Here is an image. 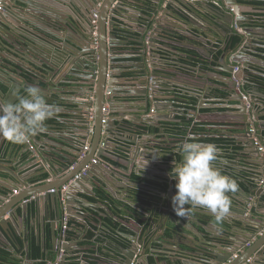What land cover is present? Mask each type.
<instances>
[{
  "label": "water",
  "instance_id": "1",
  "mask_svg": "<svg viewBox=\"0 0 264 264\" xmlns=\"http://www.w3.org/2000/svg\"><path fill=\"white\" fill-rule=\"evenodd\" d=\"M214 1L220 0H0V45H3L4 42L9 46H16L22 59L26 61L25 64L33 65V67H42L57 72L68 66L71 76L79 77L85 81L88 87L91 86L88 89L91 90L89 93H81L84 96H82V102L79 105L81 113L88 115L84 116L87 129L86 134L82 135L84 139L76 138V145L73 144L72 149L50 150L48 153L39 150L41 158L33 154V158L37 160V173L35 175H47L46 178L32 183L29 181L31 176L28 172L17 177L15 172L7 168L8 163L0 161L4 170L18 180L15 182L12 178L4 179L8 183H13V187L6 185L12 192L0 194V241H3V236L7 240V244L13 246L15 241L19 242L21 238L27 237L32 232V227L38 236L43 231L41 218L46 219L48 217L59 224L62 215L64 217V213L70 214L72 209L81 217L83 225L93 224V220H90L91 217L101 223L97 226L104 225L102 217L106 215L101 212L100 205L105 206V204L102 202L94 204L81 196L82 193L96 196V192L93 190L94 186L90 191L84 186L86 183H91L92 178H98L105 184H107L105 177L109 176V173L119 180L125 181L126 179L129 185L126 194L129 193V187L146 189L158 194L163 193L162 187L128 179L118 172L110 170L108 165L102 161L107 157L106 152L111 151L113 153L118 148V145H114L110 150L111 143L108 146L105 143L106 147L101 148L100 145L105 138L108 142L118 140L121 143L131 144L128 148V155L132 161L141 156L158 158L157 153L150 151H146V155L141 154V148H144L145 141L142 140L143 137H137V134L141 133L140 126L145 122H151L154 116H145L138 121L133 119V123H130L124 116L121 118L112 117L113 112L118 113L116 109L118 93L130 92L118 88L120 82H115L120 79V74L116 72L118 66L115 67V65L125 56L116 55L114 51L116 47L123 45V39L129 40L134 35L138 37L137 44L142 50V55L139 58L141 64L137 74V81L142 85V91L137 92V97L144 100L145 112L149 111L152 101L156 112H160L161 106L159 107L158 104L161 102H170L171 109L169 110L172 113L175 112L176 106L171 103L173 97L166 95H170L177 88L186 91L180 94L184 97L192 95L191 91H195L192 90L193 88L199 92L203 91L205 94L217 95V90L227 94L230 100L236 102L233 105L228 104L230 111L240 118L235 122L228 123L232 133L235 134L228 147H232L231 153L238 155L234 158L237 162H234L233 167L224 162V168L229 176L235 178L234 175H238L235 178L238 185L240 182L247 183V180H250L252 183L247 184H250V190H254L255 195L260 196L264 193V133H262L264 128L263 123L260 122L258 110L254 108L255 103L264 105V84L257 80L258 77L264 75V59L257 55V49L259 47L264 48V42H260L259 37H253L252 33H249L250 31L244 26L245 19L243 17L247 15L241 9L240 0H227V4H223L221 7ZM252 1L254 0H246V2ZM127 2L141 4L147 10V13L140 11L144 26L141 25L143 29H137L136 34L128 33L123 29L125 25L134 27L127 21V19L130 21L135 19L129 15L132 11ZM99 3H102L100 8H98ZM60 6L71 7L69 11L66 10L70 16L66 20L63 18V22L71 28L68 33L66 32L65 44H60L57 39L52 37L53 35L44 30V27L49 29L47 19L62 18L63 8ZM73 9L75 10L72 11ZM95 11H98V33L100 35L97 37L101 43V48L98 50L92 48L94 27L91 32H83L84 27L91 26ZM252 13L253 11H250V14ZM74 19H77L81 26L80 30L73 27L72 20ZM116 22L123 25L120 26ZM177 24H179L177 27H181L185 34L193 38L194 41L192 43L189 38L185 39L183 46L197 50L203 59L215 63L216 67L209 65V70L220 75L224 80L215 79L213 82L210 81V77L205 80L203 77L196 79L187 76L181 81L178 78V72L173 71L174 68L170 66L168 61L169 54H165L166 51H169L175 56L182 55L181 52L175 48L171 49L172 47L167 44L169 40H172L169 38V34H172V30L176 29ZM151 26H153L154 31L148 34V29ZM253 32L255 33V31ZM58 36L61 38L60 35ZM159 36L165 41V45L162 47L157 46ZM83 40L88 45L87 49L83 47ZM216 48L222 52L214 59ZM157 51L159 54H155ZM152 57L163 64L160 70L155 69L152 65L151 68L149 67L147 60L154 61ZM175 69L177 68L175 67ZM0 71L4 72L1 68ZM223 71L226 75H222ZM32 73L36 77V79L32 78V82H38V78H41L39 71L34 70ZM19 77L21 78L19 86L22 87H18L15 94H12L14 93L13 90L8 92L3 90L2 86L5 79L0 76V100L13 102L15 95L24 94L21 90L33 84L20 74ZM42 77L45 79L47 75L44 74ZM11 79L17 82L14 78ZM124 79L128 78L125 77ZM65 81L69 83L80 82H75L73 79ZM219 82L226 85L225 89L215 86ZM107 92L110 93L108 98ZM107 99L111 115L106 122H103L106 116L103 110ZM203 99L204 103H207L206 96ZM185 110L188 111L187 108ZM91 121L93 140L91 147L86 150L85 146L88 140L85 141V138L90 137ZM169 121L179 120L174 118ZM151 125L153 124L151 123ZM236 134L239 135L236 136ZM16 146L14 144L12 150ZM94 159L97 162H94ZM139 163L141 166L137 164V169L141 174L146 169H144L142 162ZM60 174H63L64 177L62 178L64 179L59 183L55 182L54 177ZM78 175L79 178H76ZM164 182L170 184L173 196L175 194L173 191L174 181L164 180ZM65 185L67 187L62 191V187ZM169 192L167 190L162 196L169 195ZM243 193L247 196L251 195L245 190ZM230 196L234 199L233 203L238 201L240 189L234 194L230 193ZM125 199L130 202L127 197ZM242 200L240 201L244 205L243 210L246 213V208L251 202H242ZM150 202L146 198L143 200L134 199L132 202V205L144 214V220H147V215H151V212L144 208L154 206ZM30 207L32 208L33 219L28 220ZM106 211L113 215L110 209ZM7 214L9 215L8 218H6ZM169 217L167 212L161 214V229L164 230V233L165 229L168 228L164 229V225L167 224ZM52 223L54 226V222ZM149 224L151 225L150 228L141 225L140 233L136 230H132L130 233H121L126 237L125 242L112 243L110 241L114 247H111L108 241L105 246L109 251L104 255V258L110 261V264H152L151 259L156 254L157 248L161 249L165 242L170 243L172 240L160 235L159 228L153 226L158 225L156 221L150 219ZM38 225L39 228H35ZM246 225L253 230V233L250 232L251 234L248 235L247 239L238 241L233 234L235 228H230L229 233L233 234L230 237L232 243L230 242L225 246L226 248L222 252L224 256L212 252L216 256L212 264H251L256 255L264 254V225H258V223ZM52 236L54 257L52 262L55 264H73V261L67 262L68 256L63 254L64 244L59 241L57 228L52 232ZM211 245L218 248V243H211ZM26 247L28 248V243ZM234 255L237 256L234 257ZM25 259H29L28 255ZM260 261L259 258H256L254 264H260Z\"/></svg>",
  "mask_w": 264,
  "mask_h": 264
},
{
  "label": "crops",
  "instance_id": "2",
  "mask_svg": "<svg viewBox=\"0 0 264 264\" xmlns=\"http://www.w3.org/2000/svg\"><path fill=\"white\" fill-rule=\"evenodd\" d=\"M127 4L131 6L130 9L132 11L129 15L135 17L134 20L130 21L127 19V21L133 24L134 27L125 25L123 29L128 33L136 34V30L143 29L142 26H144V21L142 17H140V11L147 13V10L141 4L128 2ZM240 4L241 9L247 15L243 17L245 19L244 26L248 31H250L249 33H252L251 35L253 37H259L260 42H264V12H261L264 11V1L254 0L252 2H246V0H240ZM62 8V18L47 19L49 29L44 27V30L50 33V35H53L52 37L57 39L60 44H65V38L67 37L66 32L68 33V30L71 28L63 22V18L66 20V18L70 16L69 12H66V10L69 11L71 7L66 6ZM74 10L75 9L72 11ZM250 11H253V13L250 14ZM116 13L119 14V12ZM94 19L96 18L93 16L91 26L84 27L83 32H91L94 27L95 30L93 35L95 37V42L93 43H95L100 49L101 47L99 44L101 43L97 37L100 35L98 33L99 22L98 19L94 22ZM72 23L76 30H80L81 26L78 24L77 19L72 20ZM116 23L118 24V22ZM118 25L122 26L123 24ZM178 25L179 24L176 25V29L172 30V34H169V38L172 40H169L167 44L172 47L171 49L175 48L178 52H181L182 55L175 56L169 51H166V53L163 52L165 54H169L168 61L170 66L174 68L173 71L178 72V78L181 81H183L184 78H187V76H191L196 79L203 77L205 80H207V77H210V81L213 82L215 79H219V81L224 80L220 75H217L209 70V65L216 67L215 63L203 59L197 50L189 49L183 46L185 39L189 38L192 43H194V41L193 38L188 37L185 34V31H183L181 27L178 28ZM152 28L153 26L148 29V34L154 31ZM253 31H255V33ZM58 35H60L61 38H59ZM137 38L138 37L134 35L130 37L129 40L123 39V45L118 48L116 47L114 51L116 55L119 54L125 56L115 65V67L118 66L116 72L120 74V79L115 82H120V86H118V88L125 89L130 92L118 93V96H116V109L118 113L113 112L112 117L121 118V116H124L128 121H130V123H133V119L134 121H138L145 116H154V119H152L151 122H145L140 126L141 133L137 134V137H143L142 140L145 141L144 148H141V154L146 155L145 152L150 151L157 153L158 158H144L145 156H141L132 161L130 160L132 158L128 155V148L131 144L121 143L118 140L115 142H108L105 138L100 145L101 148H105L106 144L108 146L110 143V150H112L114 145H118V148L113 153L111 151L106 152L107 157L102 159V161L108 165L110 170L112 169L128 179L130 178L131 180L140 183L147 182L149 184L156 185L157 187H162L164 194L167 190L170 191L169 195L164 197L162 196L164 195L163 193L158 194L156 192L139 189L137 187H129V193L126 194L129 186L126 179L125 181L119 180L115 176L110 175V173L108 174L109 176L105 177L107 184L101 182L98 178H92L91 183H86L84 186L89 191L92 189V186H94L93 190L96 192V196L86 193H82L81 196L89 199L91 203L96 204L98 202H102L105 204V206L100 205L101 212L106 215L105 217H102V222L105 223L104 225L97 226L101 223L93 217L90 218L91 221L93 220V224L87 226L83 225V220L74 209H72L73 211H71L70 214L64 213V217L62 215V220L59 224L55 220L52 221L48 217H46V219L41 218L43 221V231L38 236L32 227V232L27 237L25 236L21 238L19 242L15 241L13 246H9L7 244V240L2 236L3 241H0V250H4L6 252L4 253L1 251L2 255L0 256V262L4 264H55L52 262L54 258L52 252V232L57 228L59 241L64 244L65 250L63 251V254L68 256L67 262L73 261V264H110V261L104 258V255L109 251V249L105 246L108 241L111 247L114 246L110 243V241L112 243L125 242L126 237L121 233H130L132 230H136L140 233L142 230L141 225H145V227L150 228L151 225L149 222L151 219L158 223V225L155 224L153 226L155 228H159L158 232H160V235L166 239L172 240L170 243L165 242L164 246H161V249L157 248V252L159 253L156 252L151 259L152 264H212L216 259V256L212 252H216L220 254V256H224V253L222 252H224L223 250L226 248L225 246L231 242L230 237H232L233 234H235L238 241H241L247 239L248 235L251 234L250 232L253 233V230L246 224L258 223V225H264V193L260 196L255 195V191L250 190V184H247L252 183L250 180H247V183H239V199L238 201L235 200L236 202L233 203L234 199L231 198V210L229 216L222 225L223 230L220 232L217 231V226L212 215L204 209L193 210L188 219L186 217L181 218L176 215L172 207V188L170 184L165 183L164 180H173L169 175L170 170L173 167L172 162L173 160H180L179 154L173 151L174 146L188 135L187 132L183 134L184 136H182V133H172L169 129H175L178 124L179 126H183L186 125V122H189V133L195 123L204 124L212 122L217 124H228L229 122L239 120L240 117L232 114L230 111L228 104L233 105L236 102L230 100L227 94L221 93L222 91L219 90H217V95L211 93L205 94L203 91H201V93L196 91L194 88L192 90L195 91H191L192 95L190 96H181L180 94L186 91L180 90L179 88L170 93V95H166L173 97L171 103H174L176 106V111L173 113L169 110L171 109V106L169 105L170 102L159 103L158 106H161L160 112L155 111L152 113V109H154L153 101L150 105L149 111L145 112L144 100L137 97V92L142 91V85H140L137 81V74L139 72L138 68L141 64L139 58L142 55V50L137 44ZM83 42V47L87 49L88 45L86 41L83 40ZM157 42V46L162 47L165 45V41H163L162 37H160ZM257 51V55L264 59V48L259 47ZM221 52L222 51L220 49L216 48V55H214V59H216ZM155 54H159L158 51ZM153 59L154 61L152 62L150 59L147 60L149 67L151 68L152 65L155 69L160 70L163 64L158 62L156 58ZM25 62L26 61L22 59L21 53L16 46H9L4 42L3 45H0V68L4 70V72L0 71V76L5 79L2 86L3 90L6 92L13 90L14 93L12 94H15L17 88L22 87L19 86V83L21 82L19 74L28 79V81L32 82V78L36 79L32 72H34V70H38L41 78H38V82H32L33 84H31L42 89L48 98L49 103H52L55 106L57 112L53 119L47 121V131L33 139L31 144H33L34 148L28 144L24 145L25 147L22 148V151H19L17 149L19 145H17L15 147V150H17L12 152L11 146L14 144H7V141L2 138L3 141L2 139L0 140V161L8 163L7 168H10L13 172H15L17 177H20L21 174L28 172L31 176L29 181L33 183L47 177V175H35L37 173V160L33 158V154L37 155L38 158H41L39 150L44 153H48L50 150L64 151V149H72V145H76V138L84 139L82 135H85L87 132L86 125L84 123V116L88 115L81 113L79 105H81V98L84 96L81 93H89L91 90L89 91L88 89L91 88V86L88 87L85 84V81L81 80V78L71 76L68 71L69 69L67 68L68 66L64 67L62 70L60 69L61 71L54 72L50 69H44L42 67H33V65L25 64ZM175 67L177 69H175ZM44 74L47 75V78L45 79L42 77ZM222 75H226V73L223 71ZM125 77L128 79H124ZM11 78H14L17 82H14ZM67 79H73L75 82H80L69 83L65 81ZM257 80L264 84V75L258 77ZM215 86H220L224 89L226 87V85L221 82L217 83ZM21 92H24V89L21 90ZM16 96L17 95L14 96V100L16 99ZM204 96H206L207 103H204ZM201 100H203V103H201ZM185 108H187L188 111H186ZM254 108L258 110V116L260 117V122L263 123L264 128V105L255 103ZM108 110H110V107H108ZM174 118H177L179 121H169ZM151 123L153 125H151ZM118 125H120V122H118ZM227 126L228 125L223 126L219 133H213V135H209V137L220 139L230 138L233 140L235 134L232 133L233 131L228 129L230 126ZM91 127L90 137L85 138V141L88 140L86 143L88 148L91 147L93 140L92 121ZM262 133H264V130H262ZM238 135L239 134H236V136ZM195 136L198 139L203 138L201 135ZM228 140L229 139H227V141L220 142H201L214 143L220 148L222 157L221 160L217 162V165L222 168L226 175H228V173L224 168V162H227L230 167H233L234 162H237L234 158L238 156L236 153L230 152L232 147H228L230 143ZM6 147H8L7 150L5 149ZM139 162H142L144 164V169H146V171H142L141 174H139L137 169V164H139L138 166H141ZM235 166L237 165L235 164ZM62 177H64L63 174H60L54 177L53 180L59 183L64 179ZM234 177L237 178L238 175H234ZM6 178H12L15 182L18 181L15 176L11 177L0 164V194H8L12 192V190L7 186L13 187V183L4 181ZM173 181L176 184V181ZM63 188L64 186L62 187V191ZM244 190L251 195H245L243 193ZM173 191L176 193L175 185ZM126 197L130 200V202L126 201ZM141 197L151 201L150 204L154 205L151 207H144L146 210L151 212L150 216L147 215V220L143 219L145 216L141 210L132 205L134 199L143 200ZM241 199H243L242 202H251L248 208H246V213L245 210H243L244 205L241 204ZM107 209H110L113 212V215L108 214L106 211ZM165 212H167L170 217L167 224L164 225V229L168 227L167 230L165 229L164 233V230L161 229V214H164ZM28 215V220L33 219L31 207ZM8 216L9 215L7 214L6 218H8ZM52 222H54V226ZM65 225H68L67 229L65 228ZM233 227L235 228L236 233L234 232L231 234L229 232ZM35 228H39V225ZM254 239L256 240V238ZM27 243L28 248L26 247ZM211 243H218V248L211 245ZM35 246L39 248V253L32 256L33 248ZM27 255L29 259L26 260L25 257ZM235 256L237 255H234V257ZM256 258L261 260L260 264H264L263 253L259 256L256 255V257L252 259L253 262H251V264H254V259Z\"/></svg>",
  "mask_w": 264,
  "mask_h": 264
},
{
  "label": "clouds",
  "instance_id": "3",
  "mask_svg": "<svg viewBox=\"0 0 264 264\" xmlns=\"http://www.w3.org/2000/svg\"><path fill=\"white\" fill-rule=\"evenodd\" d=\"M56 112L41 88L28 85L15 101L0 100V137L15 145H31L36 136L47 131V121ZM173 151L180 156L179 161L173 160L169 173L176 181L171 198L176 215L188 219L193 210L204 209L212 215L217 231H222L232 206L229 194L236 193L239 185L217 165L222 157L220 148L189 134Z\"/></svg>",
  "mask_w": 264,
  "mask_h": 264
},
{
  "label": "trees",
  "instance_id": "4",
  "mask_svg": "<svg viewBox=\"0 0 264 264\" xmlns=\"http://www.w3.org/2000/svg\"><path fill=\"white\" fill-rule=\"evenodd\" d=\"M225 125H229V124H217V123H212V122H208V123H204V124L203 123L202 124L196 123V124L193 125L191 132L188 133L189 127H190V123L186 122V125H183V126H179V124H178V126L174 125L177 128L169 129V131L172 132V133H174V132L182 133V136H184L183 134L186 133V132H187V135L192 134V133H194V135H201V137H203V138L198 139L200 142H207V141L208 142H213V141L220 142V141H227V139H229L228 141L231 142L232 139H230V138L220 139V138L209 137V135H213V133H219L220 129H222V127L225 126ZM228 129L231 130V128H228ZM153 130H155V129H153ZM8 143L9 142L7 141V144ZM24 147H25L24 145H19L17 149L19 151H22V148H24ZM5 149L7 150L8 147H6ZM14 150L15 149H13L12 152ZM1 251H3L4 253L6 252L4 250H0V256L2 255ZM38 253H39V248L37 246H35L33 248L32 256H35ZM0 264H4V263L0 262ZM6 264H8V263H6Z\"/></svg>",
  "mask_w": 264,
  "mask_h": 264
},
{
  "label": "built area",
  "instance_id": "5",
  "mask_svg": "<svg viewBox=\"0 0 264 264\" xmlns=\"http://www.w3.org/2000/svg\"><path fill=\"white\" fill-rule=\"evenodd\" d=\"M214 3L221 7V6H223V4H227V0L214 1ZM101 5H102V3H99L98 4V8H100ZM0 9H1V6H0ZM232 10H234L233 7H232ZM93 16L95 18H97L98 17V12L96 11ZM94 22H96V19H94ZM106 95L109 96L110 93L107 92ZM108 107H109V103H108V101H106L105 106H104V110H103V112L106 114L105 118L109 117V115H110V110H108ZM154 112H155V110L152 109V113H154ZM105 118L103 119V122H106L107 119H105ZM31 147L33 148L34 146L31 144ZM85 149L86 150L88 149V145L85 146ZM94 162H97L96 159H94ZM76 178H79V175ZM66 187H67V185L64 186L63 191L66 189ZM65 228L67 229L68 225H65Z\"/></svg>",
  "mask_w": 264,
  "mask_h": 264
},
{
  "label": "flooded vegetation",
  "instance_id": "6",
  "mask_svg": "<svg viewBox=\"0 0 264 264\" xmlns=\"http://www.w3.org/2000/svg\"><path fill=\"white\" fill-rule=\"evenodd\" d=\"M96 19H97V18H96ZM93 34H94V33H93ZM93 42H95V37H94ZM99 45H100V44H99ZM92 48H94V49H96V50L99 49L98 46H97L95 43L92 44ZM106 96H107V95H106ZM107 98H108V96H107ZM107 101H108V99H107ZM108 103H109V102H108Z\"/></svg>",
  "mask_w": 264,
  "mask_h": 264
},
{
  "label": "bare ground",
  "instance_id": "7",
  "mask_svg": "<svg viewBox=\"0 0 264 264\" xmlns=\"http://www.w3.org/2000/svg\"><path fill=\"white\" fill-rule=\"evenodd\" d=\"M97 12H98V11H97ZM94 30H95V29H94ZM105 119H107V120H108V117H106ZM107 120H106V121H107ZM33 148H34V147H33Z\"/></svg>",
  "mask_w": 264,
  "mask_h": 264
}]
</instances>
